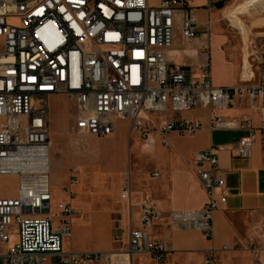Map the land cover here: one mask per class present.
<instances>
[{"label":"built area","instance_id":"2783aa9c","mask_svg":"<svg viewBox=\"0 0 264 264\" xmlns=\"http://www.w3.org/2000/svg\"><path fill=\"white\" fill-rule=\"evenodd\" d=\"M193 1L0 0V175L17 177L14 195L0 196V264H133L132 258L141 255L159 263L168 246L149 229L162 218L174 229L197 230L212 242L215 191L220 190L221 202L226 199L214 146L194 156L205 204L163 214L144 197L141 227L129 228L127 245L118 250H64L62 238L70 236L81 210L71 204L69 191V200L53 212L49 184L51 95L73 104L75 132L106 136L125 120L147 146L167 145L169 133L192 135L202 127L201 120L180 117L182 112L204 110L212 129L229 127L214 110L245 97L258 122L235 124L248 134L234 154L248 158L255 142L264 144V66L253 81L216 86L209 60L197 74L167 62L176 30L186 41L199 35ZM203 1L207 11L214 7L212 0ZM168 111L173 117L159 122ZM129 194L124 186L120 197ZM256 230L264 237V220ZM220 250L226 247L210 244L199 264H221Z\"/></svg>","mask_w":264,"mask_h":264},{"label":"crops","instance_id":"0c3cea01","mask_svg":"<svg viewBox=\"0 0 264 264\" xmlns=\"http://www.w3.org/2000/svg\"><path fill=\"white\" fill-rule=\"evenodd\" d=\"M151 1L157 3V0ZM240 1L212 0L214 7L207 11L203 0H194L192 5L197 7L195 12L199 35L186 41L176 30L173 44L166 52L168 64L190 68L197 74L202 63L207 60L211 63L212 57L211 77L214 85L233 86L246 80H255L258 70L256 75L253 71L249 74L244 70L243 63L224 49L227 38L221 32L217 20V14L223 12L226 6ZM214 111L223 116L230 124L229 127L212 129L204 110L182 112L180 117L201 120L202 127L192 135L169 133L167 145L157 142V146H147L142 143L143 147L151 150L144 158L132 150L133 159L128 164V178L122 186L129 187V198L118 199V209L113 219L109 213L95 212L94 217L82 221L74 231L72 223L68 237L76 235L75 247L66 251H112L125 248L129 228L141 227L140 202L144 197H149L155 208L163 214L172 210L202 207L206 202V193L195 177L194 156L196 152L214 146L217 148L218 166L225 180L226 199L221 202L220 190L215 191L218 209L212 220V242L197 230L174 229L162 218L149 229L152 237L163 240L168 246L162 264H199L210 244L217 249L226 247L225 251L217 253L221 264H264V237L256 230V226L264 220V144L255 142L248 158L234 154L240 139L248 134L247 129L235 124L244 119H250L256 124L258 112L248 106L245 97L237 96L227 108ZM167 114L168 117L165 118V114L159 122L173 117L172 112L168 111ZM133 135L134 143L142 140L138 134ZM69 181L65 169L58 177L51 176L52 205L69 200ZM84 230L86 233L89 230L102 232V245L92 249L86 247L80 238ZM151 261L148 256L142 255L132 258L133 264H151Z\"/></svg>","mask_w":264,"mask_h":264},{"label":"rangeland","instance_id":"374dc122","mask_svg":"<svg viewBox=\"0 0 264 264\" xmlns=\"http://www.w3.org/2000/svg\"><path fill=\"white\" fill-rule=\"evenodd\" d=\"M223 12L217 14V20L221 32L227 38L224 49L233 54L244 67L248 64L249 74L253 71L256 75L258 68L264 66V0H241L226 6ZM1 43L0 38V46ZM210 64L212 66V57ZM49 115V184L51 176L58 177L64 169L68 180L72 174L76 176V182L69 188L70 202L81 210L79 218L82 219L73 220L72 231L82 221L94 217L95 212L109 213L113 219L118 209L120 191L128 178V164L133 159L132 150L142 158L149 155L151 150L142 146V140L134 143V135L129 132L125 120H118L115 131L107 137L75 132V109L63 95L49 97ZM168 115L166 113L165 118ZM16 188V176L0 175V196H12ZM56 209L57 204L53 203L52 211ZM80 238L91 249L102 245V232L89 230L86 233L84 230ZM75 240L74 234L72 237H63L62 248H74ZM151 264L157 263L151 261Z\"/></svg>","mask_w":264,"mask_h":264},{"label":"bare ground","instance_id":"6f19581e","mask_svg":"<svg viewBox=\"0 0 264 264\" xmlns=\"http://www.w3.org/2000/svg\"><path fill=\"white\" fill-rule=\"evenodd\" d=\"M243 67H244V65H243ZM247 68H248V64H247V66H245V67H244V70L246 71V70H247Z\"/></svg>","mask_w":264,"mask_h":264}]
</instances>
